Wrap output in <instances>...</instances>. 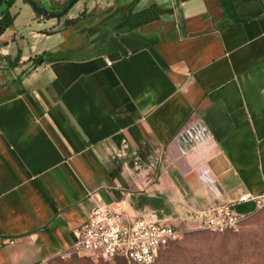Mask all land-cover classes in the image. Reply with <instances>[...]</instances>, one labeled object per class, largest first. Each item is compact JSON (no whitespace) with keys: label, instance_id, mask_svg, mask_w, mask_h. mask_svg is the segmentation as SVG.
<instances>
[{"label":"crops","instance_id":"1","mask_svg":"<svg viewBox=\"0 0 264 264\" xmlns=\"http://www.w3.org/2000/svg\"><path fill=\"white\" fill-rule=\"evenodd\" d=\"M33 1L57 13L67 0ZM153 3L156 19L118 26ZM72 7L49 18L15 0L0 34V264L72 252L97 205L174 225L252 211L238 198L264 193V0Z\"/></svg>","mask_w":264,"mask_h":264},{"label":"built area","instance_id":"2","mask_svg":"<svg viewBox=\"0 0 264 264\" xmlns=\"http://www.w3.org/2000/svg\"><path fill=\"white\" fill-rule=\"evenodd\" d=\"M203 129L186 128L183 132L188 140L194 141ZM238 202H251L252 211L239 213L230 203L205 208L195 213L194 223L187 227L215 232L235 231L247 215L264 207V193L241 195ZM180 232L179 227L160 222L153 214L127 221L119 209L109 205H97L85 222L75 249L70 253L92 259L122 256L129 264H152L159 251L176 240ZM35 264L50 262L49 259H43Z\"/></svg>","mask_w":264,"mask_h":264},{"label":"rangeland","instance_id":"3","mask_svg":"<svg viewBox=\"0 0 264 264\" xmlns=\"http://www.w3.org/2000/svg\"><path fill=\"white\" fill-rule=\"evenodd\" d=\"M72 13H77L76 7H72L70 11L67 12V15ZM175 222V224H177L176 226L181 230L179 237L169 247L162 251L153 264H183L184 262L200 264L204 262V258L208 256L210 261L217 262L213 259V256L215 258L217 255L216 253H221L220 251H224V249L238 250V256H236L233 261L237 259L240 263H243L244 261L242 259L256 258L261 251L258 248V244L261 241L260 239H264V207L247 215L241 222L239 228L234 232L189 229L187 226L190 225L185 224L186 221L180 222L176 220ZM73 256L80 259L81 263L79 264L118 263L115 258L106 259L100 257L92 259L79 254L72 255L71 258ZM240 263L227 262L225 264ZM53 264H55V262H53Z\"/></svg>","mask_w":264,"mask_h":264},{"label":"trees","instance_id":"4","mask_svg":"<svg viewBox=\"0 0 264 264\" xmlns=\"http://www.w3.org/2000/svg\"><path fill=\"white\" fill-rule=\"evenodd\" d=\"M14 1L15 0H2V3L0 5V34L3 33L13 23V14H11V12H10V7L12 6ZM24 1L27 2V0H24ZM69 2H70V0H67L62 5L61 8L56 10V12H60L61 10H63ZM66 13H67V11L63 15H65ZM37 14L40 15V13H37ZM85 16H86V13H85V9L83 8L79 11V13L76 16L68 18L66 20V24L67 25L74 24V23H76L77 20H79ZM157 17H158L157 7L154 3L151 4L149 7H147L146 9H142V10H135L134 5H131L130 7H128L126 12H124L123 19L121 20V22L119 23L118 26L123 27L126 30H130V29H133L134 27L139 26L145 22L156 19ZM16 59H18V56H16ZM48 59H51L50 54L47 51H42V52L35 54L34 56L30 57L29 61H31V63L33 65H36V64H40V63H42ZM225 232H234V231L229 230V231H225ZM260 240L261 241L258 244V248L261 251H260L258 257H256V258H254V257L253 258H245V259H242L244 262L240 263L237 259H235V261H233L234 258L236 256H238V250H236V249H231V250L224 249V251H220L221 253L217 252L216 253L217 255L215 258L213 256V259L216 260L217 262L210 261L208 258L209 256H208L207 258H204V262H202L200 264H206V263L225 264L227 262L228 263L229 262H236V263H240V264H264V239H260ZM174 241L170 242L167 246L163 247L159 251L157 258L162 253V251L165 250L167 247H169ZM72 255H78V254L77 253H71L68 256L58 255V256L51 258L49 260V262H50V264H53V262H55V264H79V263H81L80 259H78L76 256L75 257L73 256L71 258ZM157 258L155 259V261L157 260ZM115 259L118 261V263H116V264H129L127 262V260L122 256H117V257H115ZM225 261H227V262H225ZM183 264H196V263L184 262Z\"/></svg>","mask_w":264,"mask_h":264},{"label":"water","instance_id":"5","mask_svg":"<svg viewBox=\"0 0 264 264\" xmlns=\"http://www.w3.org/2000/svg\"><path fill=\"white\" fill-rule=\"evenodd\" d=\"M79 0H70V2L67 4V6L57 13H50L46 8L42 6L36 5L33 0H27V2L39 13L43 14L44 16H47L49 18L59 17L63 15L68 9H70L76 2ZM2 3V0H0V5Z\"/></svg>","mask_w":264,"mask_h":264}]
</instances>
